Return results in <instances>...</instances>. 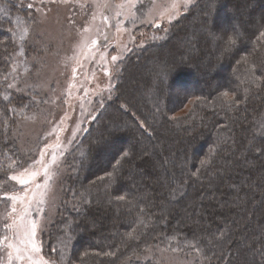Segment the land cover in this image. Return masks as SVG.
<instances>
[{"label": "trees", "instance_id": "obj_1", "mask_svg": "<svg viewBox=\"0 0 264 264\" xmlns=\"http://www.w3.org/2000/svg\"><path fill=\"white\" fill-rule=\"evenodd\" d=\"M33 14L25 1L0 0V197L30 162L22 126L46 101L9 86L16 18L26 26ZM147 30L65 156L44 255L161 264L170 251L193 264H264V0H196Z\"/></svg>", "mask_w": 264, "mask_h": 264}, {"label": "rangeland", "instance_id": "obj_2", "mask_svg": "<svg viewBox=\"0 0 264 264\" xmlns=\"http://www.w3.org/2000/svg\"><path fill=\"white\" fill-rule=\"evenodd\" d=\"M22 1L34 14L26 26L23 17L16 18L11 87L29 93L39 105L41 97L46 101L39 117L22 126L20 142L30 162L11 175L18 179H11L13 190L4 195L17 199H8L0 211L4 228L0 240L9 237L0 245V264H9L8 252L13 253L11 264H55L44 255L42 237L57 213L66 154L95 118L96 98L110 93L116 63L137 40L149 38L148 28L167 26L196 0ZM141 2L148 9L144 5L146 15L135 22ZM139 26L145 29L135 32ZM13 221V227H5ZM31 223L37 226L35 236L27 235ZM29 241L40 251L32 252ZM9 242L26 250L21 253L24 260L16 258ZM159 257L161 264H193V259L170 251H161Z\"/></svg>", "mask_w": 264, "mask_h": 264}, {"label": "snow or ice", "instance_id": "obj_3", "mask_svg": "<svg viewBox=\"0 0 264 264\" xmlns=\"http://www.w3.org/2000/svg\"><path fill=\"white\" fill-rule=\"evenodd\" d=\"M29 7H31V5H29ZM115 59H116V57H113V60H115ZM9 86L11 87V85H9ZM11 179L12 180H17L18 177L12 176ZM19 183L21 185H26V184H28V181H26V180H19ZM0 199H11L12 201H15L17 199V197H15V196H12V197L5 196V197H0ZM120 199H123V197H120ZM12 212L13 213L16 212L15 206H13ZM25 212H27V208H25ZM14 225H15V221H13V224H11V225L6 224L5 227L11 228ZM36 227L37 226H36L35 223H31L30 224V227L27 229V235H29V236H35L36 235ZM4 241H9V237L8 236H4L3 237V240H0V245L4 244ZM29 242L31 243V251L32 252H39L40 251V248H38L37 245L34 242H31V241H29ZM7 247L8 248H13V250L16 253V258L17 259H20V260H24L25 259V255H23L21 253H22V251H26V250H22L21 248L14 246L10 242L7 244ZM12 255H13L12 252H8L9 264H11ZM28 260L31 261V256H28ZM45 264H47V262H45Z\"/></svg>", "mask_w": 264, "mask_h": 264}]
</instances>
